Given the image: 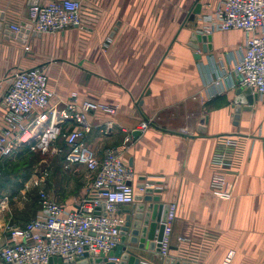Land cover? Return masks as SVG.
Wrapping results in <instances>:
<instances>
[{
	"label": "crops",
	"instance_id": "0c3cea01",
	"mask_svg": "<svg viewBox=\"0 0 264 264\" xmlns=\"http://www.w3.org/2000/svg\"><path fill=\"white\" fill-rule=\"evenodd\" d=\"M219 1L84 0L94 15L91 27L30 34L22 43L5 25L25 16L29 0H0V99L15 69L41 65L52 92L49 107L57 116L67 110L71 92L78 104L116 107L111 113L88 112L92 126L84 141L99 155L130 135L123 157L135 173V199L120 206L124 217L147 204L140 183L152 181L150 187L161 189L153 192L160 203H175L169 257L161 259L155 248L136 250L140 259L155 264H264V96L257 94L233 123L236 101L246 104L232 71L244 32L209 33L206 52L200 41L197 50L189 44L194 4H201V14ZM2 113L0 103V119ZM73 124L67 119L62 127ZM133 131L141 133L133 138ZM222 134L243 138L233 195L227 200L209 189L216 170L210 158ZM17 197L0 194V244L8 237L5 225L22 226L38 210L30 212Z\"/></svg>",
	"mask_w": 264,
	"mask_h": 264
},
{
	"label": "built area",
	"instance_id": "2783aa9c",
	"mask_svg": "<svg viewBox=\"0 0 264 264\" xmlns=\"http://www.w3.org/2000/svg\"><path fill=\"white\" fill-rule=\"evenodd\" d=\"M93 17L84 0H47L29 5L20 21L29 24V36L32 32L53 33L67 27L87 29L92 26ZM197 19L200 27L196 31L200 34L230 29L244 32L241 55L232 66L237 78L235 85L250 87L253 93L264 96V0H220L199 13ZM20 21L7 22V29L16 34ZM7 78L8 84L0 99L3 107L0 162L19 146L44 152L62 139L65 162L84 166L88 182L85 194L71 207L39 191L35 215L22 226L6 225L8 237L0 244V264H49L52 257L69 263L84 253L97 255L116 248L120 243V228L125 223L120 206L131 204L135 199L132 184L135 173L123 157L131 137L126 135L121 144L105 147L99 155L84 141L92 126L88 112L101 109L111 113L116 107L91 101L78 104L76 93L71 92L67 110L57 116L49 107L52 92L47 86L45 67L15 69ZM67 119L74 124L64 129L62 123ZM104 126L110 128V124ZM219 138L221 143L210 158L216 170L211 173L209 189L227 200L233 195L236 168L241 160L237 158V151L243 147V138L236 134H222ZM228 174L233 177L229 178ZM168 205L157 251L161 259L169 257L175 219L176 205ZM138 264L155 263L139 259Z\"/></svg>",
	"mask_w": 264,
	"mask_h": 264
},
{
	"label": "rangeland",
	"instance_id": "374dc122",
	"mask_svg": "<svg viewBox=\"0 0 264 264\" xmlns=\"http://www.w3.org/2000/svg\"><path fill=\"white\" fill-rule=\"evenodd\" d=\"M190 22L194 31L200 27L198 19ZM23 49L28 50L29 45L25 44ZM64 151L62 139L44 152L19 146L0 162V194L20 196L17 198L29 205L30 212L39 208V191L62 204L76 201L82 193L87 172L82 165L67 164Z\"/></svg>",
	"mask_w": 264,
	"mask_h": 264
},
{
	"label": "water",
	"instance_id": "95a60500",
	"mask_svg": "<svg viewBox=\"0 0 264 264\" xmlns=\"http://www.w3.org/2000/svg\"><path fill=\"white\" fill-rule=\"evenodd\" d=\"M37 0H29V5L36 3ZM201 4L196 2L191 10L190 19H194V16L200 13ZM1 23V22H0ZM6 32L9 35L15 37L18 41L25 43L29 34V24L24 21H20V30L16 34L10 32L5 25ZM32 35L35 33L32 32ZM112 34V33H111ZM201 42V49L203 52L211 49V34H200L196 31L191 33L190 45L193 49H198L197 42ZM198 54L195 53L194 57L198 58ZM239 94L245 96L246 104L241 105V100L236 101L237 107L235 109L233 123L237 124L240 111L248 110L250 108L253 99L257 98V93H253L250 87H239ZM141 132L133 131L132 136L136 138ZM148 184H152V181H148ZM139 187H144L145 194L142 199L147 202L140 203L137 206L136 212L131 216L126 215L125 223L120 228V243L116 248L109 250L108 252H100L97 255L92 253H84L83 256L76 261L65 263L59 257H52L49 259V264H138L140 259L137 249L141 248H155L157 251L160 247V240L163 236L164 221L166 219L169 205L159 202V195H153V192H160V187L152 188L145 183H140ZM138 198V195H136ZM127 234L129 238L127 240ZM173 264L172 261L168 262ZM18 264V263H14Z\"/></svg>",
	"mask_w": 264,
	"mask_h": 264
}]
</instances>
